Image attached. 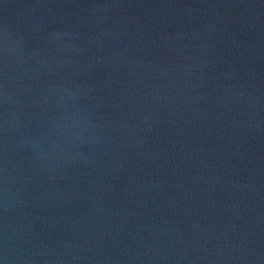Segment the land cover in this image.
Instances as JSON below:
<instances>
[{
	"label": "water",
	"instance_id": "95a60500",
	"mask_svg": "<svg viewBox=\"0 0 264 264\" xmlns=\"http://www.w3.org/2000/svg\"><path fill=\"white\" fill-rule=\"evenodd\" d=\"M0 264H264V0H0Z\"/></svg>",
	"mask_w": 264,
	"mask_h": 264
}]
</instances>
